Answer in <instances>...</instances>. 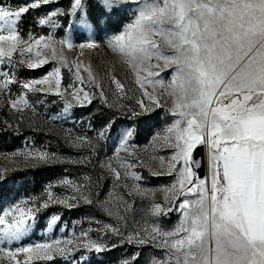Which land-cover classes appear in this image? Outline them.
Wrapping results in <instances>:
<instances>
[{
	"label": "snow or ice",
	"instance_id": "snow-or-ice-1",
	"mask_svg": "<svg viewBox=\"0 0 264 264\" xmlns=\"http://www.w3.org/2000/svg\"><path fill=\"white\" fill-rule=\"evenodd\" d=\"M55 2L28 0L16 7L0 3V66H4L0 67V98L18 116L15 124L4 122L5 129L18 130L26 111L36 114L30 94L60 97L66 114L76 104L91 103L84 87L92 84L100 88L99 96L107 107H124L119 101L129 97L115 75L114 63L107 70L116 88L110 103L91 61H69L65 52L78 49L83 57L100 48L93 38L75 43L72 32L77 25L93 33L102 20L106 26L130 13V22L111 35L106 46L139 87L140 95L131 97L137 107L128 109L132 117L151 113L167 94L172 122L164 134L152 137V143H159L160 150L171 155L150 158L176 180L161 188L142 186L143 178L134 170L144 164L142 150L133 142L135 128H127L119 134L113 155L98 161L101 173L113 179V190L105 200H99L95 191L99 185L86 175L83 182L63 177L49 183L40 195L0 209V264H54L56 258L64 264H87V257L77 253L110 250L104 240L108 235L122 244L161 248L163 257L151 258L150 264H264V0H96L92 7L98 11L90 10L86 0H70L67 9L55 7L35 18L38 26L53 31L34 34L29 30L22 35L23 16ZM57 29L64 31L60 38ZM50 62L59 66L42 78L21 80L16 75L19 67L35 70ZM65 67L74 81L62 87ZM165 69L173 71L167 84L159 78ZM12 85L18 86L15 94ZM61 118L50 117L52 121ZM114 124L110 120L96 131L95 138L77 136L69 143L96 155L97 143L110 134ZM201 146L208 153L204 177L198 175L202 162L195 156ZM10 155L32 166L92 163L90 157L73 161L34 144ZM8 173V168H0V183L8 182ZM56 187L70 189L72 194L61 196L53 191ZM157 193H162L159 200ZM138 197L148 199L149 206L130 227L129 215L135 212ZM80 203L97 204L113 221H92L100 225L96 229L99 238H92L89 228L71 236L21 243L42 210ZM173 210L181 213V219L175 228L166 230L158 220ZM61 219L52 215L47 231L59 227ZM139 255L136 252L119 264H135Z\"/></svg>",
	"mask_w": 264,
	"mask_h": 264
},
{
	"label": "rangeland",
	"instance_id": "rangeland-1",
	"mask_svg": "<svg viewBox=\"0 0 264 264\" xmlns=\"http://www.w3.org/2000/svg\"><path fill=\"white\" fill-rule=\"evenodd\" d=\"M28 0H0V3L11 5L13 7L27 3ZM90 10L96 0H86ZM70 0H56L55 3L42 7L38 11H30L25 14L19 24L22 35H27L29 30L34 34H47L53 31L48 26H38L35 18L43 15L47 11L55 7L67 9ZM63 19V18H61ZM131 14L126 13L122 19L108 22L105 26L103 20L96 32L89 33L77 25L72 32V38L75 43L82 42L86 39L93 38L99 44L100 48L92 53L85 52L83 57H79V50L66 51L65 55L69 61L77 58L82 59L84 63L89 60L93 68L99 73L98 83L103 88L108 101L114 102L113 93L116 92L115 85L111 83L107 70L115 64V75L125 84V90L129 99H121L119 103L124 107L117 108L107 107L99 96L100 88L87 84L84 90L90 93L89 99L91 103L84 102V105L76 104L68 113H64L63 100L55 95L30 94L29 99L36 107V114L26 111L24 120L19 125L18 130L12 128L5 129L4 122L15 124L18 116L6 106V99L0 98V168L9 169V179L7 183H0V209L7 208L9 205L25 199L29 196L40 195L43 189L49 183H55L63 177L83 182L84 176L92 177L94 183L99 186L95 188L98 192L99 200L103 201L107 197L109 191L113 190V179L107 173H101L98 167V161L104 160L113 155L114 149L119 143V134L130 127L135 128L136 134L134 144L142 151L140 153L144 164L137 165L134 169L142 176V186L146 188H161L171 185L176 176L167 174V168L159 169L156 167L157 162L151 160V155L169 157L171 153L166 150H160V144L152 143V137L157 133L164 134L165 127L172 122L171 115L168 111L170 102L167 94L161 97V106L154 107L151 113L144 116L132 117L128 111L130 107L136 108L133 96H139L140 91L138 85L134 82L133 74L127 67L116 62L117 58L111 53L106 46L107 39L114 33L119 32L123 25L130 22ZM57 38L64 35V31L55 30ZM155 63V60H153ZM59 66L57 62H50L42 67L29 70L26 67L15 69L16 75L21 80L39 79L45 74L52 71L54 67ZM4 67V66H0ZM5 70H7L5 68ZM63 81L62 87L74 81L73 75L65 67L62 69ZM173 76L172 69H165L160 72L159 78L166 84ZM81 87V85H77ZM149 87L151 91V86ZM18 91L17 85H12V92ZM159 92V86H157ZM95 94L94 96L92 94ZM75 103V102H74ZM138 110V108H137ZM61 116V119L52 121L50 117ZM110 120H115L114 127L110 134L104 140L97 143V153L92 155L87 147H73L69 141L74 140L77 136H88L95 138L96 131L102 128ZM31 125V126H30ZM34 144L36 147H47L51 152L57 153L62 158H70L71 160H79L83 157H90L91 164L76 163H57V164H37L32 166L27 164L22 157H12L10 154L17 150L25 149L28 145ZM147 146V150L143 151ZM124 153L121 152V155ZM207 174H208V153L206 149ZM163 173V174H154ZM99 177V179H97ZM53 191L61 196L71 195V190L64 187H56ZM162 193H157L156 199H160ZM193 199L195 196L192 197ZM95 199V197H94ZM149 206L148 199H135V212L129 215V225L133 219L140 221L142 210ZM52 215H60L59 227H55L51 232L47 231V221ZM181 219V213L173 210L167 215L161 216L158 223L166 230L175 228ZM92 221H100L103 223H112L113 221L107 214L97 205L77 204L75 207L68 208L62 205H53L48 209L42 210L38 214L36 226L29 234L23 238L21 243L27 244L31 242H40L48 237L71 236L73 232L79 234L82 230L92 229L90 235L96 239L100 237V233L96 230L100 225ZM151 222V221H150ZM63 229L64 231H61ZM105 242L109 245L108 251L97 254L95 252H79L78 256H86L87 264H119L121 259H126L134 253L139 252L140 255L135 264H150L153 257L161 258L164 252L155 245L136 246L122 244L118 238L108 235L104 237ZM115 244L116 247H112ZM19 246V245H14ZM54 264H64L63 260L56 258Z\"/></svg>",
	"mask_w": 264,
	"mask_h": 264
},
{
	"label": "water",
	"instance_id": "water-1",
	"mask_svg": "<svg viewBox=\"0 0 264 264\" xmlns=\"http://www.w3.org/2000/svg\"><path fill=\"white\" fill-rule=\"evenodd\" d=\"M195 156L202 162L199 169H197L198 175L201 177L207 176L206 148L203 146L199 147L195 152Z\"/></svg>",
	"mask_w": 264,
	"mask_h": 264
}]
</instances>
